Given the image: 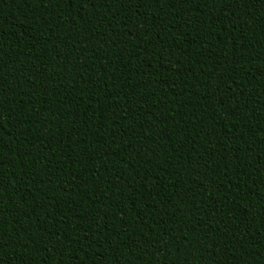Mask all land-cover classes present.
<instances>
[{
	"label": "trees",
	"instance_id": "obj_1",
	"mask_svg": "<svg viewBox=\"0 0 264 264\" xmlns=\"http://www.w3.org/2000/svg\"><path fill=\"white\" fill-rule=\"evenodd\" d=\"M0 264H264V0H0Z\"/></svg>",
	"mask_w": 264,
	"mask_h": 264
}]
</instances>
